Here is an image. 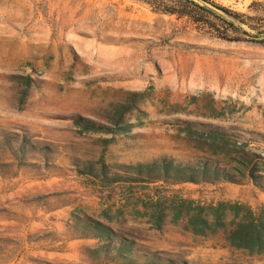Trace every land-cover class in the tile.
<instances>
[{
	"label": "rangeland",
	"instance_id": "1",
	"mask_svg": "<svg viewBox=\"0 0 264 264\" xmlns=\"http://www.w3.org/2000/svg\"><path fill=\"white\" fill-rule=\"evenodd\" d=\"M213 1L237 14L218 24L228 38L141 0H0V264H123L95 252L91 220L139 264H264L230 236L246 213L232 205L264 207L252 180L151 182L128 168L244 150L264 174V0ZM219 203L223 224L194 233L189 219Z\"/></svg>",
	"mask_w": 264,
	"mask_h": 264
},
{
	"label": "trees",
	"instance_id": "2",
	"mask_svg": "<svg viewBox=\"0 0 264 264\" xmlns=\"http://www.w3.org/2000/svg\"><path fill=\"white\" fill-rule=\"evenodd\" d=\"M150 4L154 10L169 15H175L178 18H186L189 21L209 27L215 30L216 36L220 38H228L225 31H221V27L231 25L225 15H230L237 18V14L230 9L216 3L213 0H141ZM89 126H96L95 122H89ZM88 126V127H89ZM226 133L218 130L210 132L212 141L219 139L227 141ZM247 143V142H245ZM243 149L244 145L239 146ZM249 155H255L252 152L241 150V156L236 159V163L226 161L225 163H218L214 161L198 162L196 164H184L166 157L157 158L153 161L129 165L128 168L135 170L136 179H143L151 182L159 180L172 181L173 183L184 182H210L216 183L219 181L226 182H245L246 179L252 180L253 183L264 190V174L255 173L258 170L257 163H252ZM264 160V157L261 158ZM102 170L104 168L101 165ZM226 203H219L212 208L211 212L201 214L202 207L199 211L189 219V225L197 234H205V227H209L211 232H214L223 223L225 217ZM238 209H245V215L238 221L236 227L230 232L231 242L237 247H242L251 252L257 250L262 252L264 250V207L257 215L250 208H243L241 205H232ZM179 208L175 218L181 216V209ZM91 232H94L95 237L100 239L103 243L95 252L108 253L114 251L117 257L121 258L123 264H139L130 254L132 253V242L128 239L117 236L113 229L107 224L91 220L86 223ZM140 264H178L172 261H162L156 258L146 259ZM180 264H187L186 262Z\"/></svg>",
	"mask_w": 264,
	"mask_h": 264
}]
</instances>
